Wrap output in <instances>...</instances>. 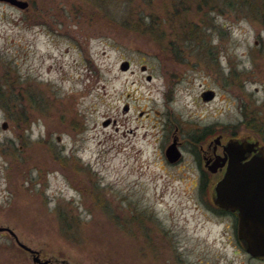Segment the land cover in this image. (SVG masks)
<instances>
[{
    "label": "rangeland",
    "instance_id": "1",
    "mask_svg": "<svg viewBox=\"0 0 264 264\" xmlns=\"http://www.w3.org/2000/svg\"><path fill=\"white\" fill-rule=\"evenodd\" d=\"M23 1L0 2V226L51 263L264 264L201 153L264 148V0ZM0 264L33 263L2 232Z\"/></svg>",
    "mask_w": 264,
    "mask_h": 264
},
{
    "label": "water",
    "instance_id": "2",
    "mask_svg": "<svg viewBox=\"0 0 264 264\" xmlns=\"http://www.w3.org/2000/svg\"><path fill=\"white\" fill-rule=\"evenodd\" d=\"M20 10H25L28 3L23 0H0ZM127 71L130 64L123 61L119 66ZM145 71V67H141ZM149 79V77H148ZM214 92L206 90L201 94L204 102L214 99ZM106 121L103 125H107ZM6 128V124H2ZM219 143V138L215 140ZM223 156H218L206 167L209 173H216L225 167L222 177L213 187L212 203L223 211L235 213L237 220L236 237L246 254L251 258H264V148L257 140L229 139L223 145ZM168 163H176L181 153L174 138L164 151ZM8 233L16 245L28 252L33 264H58L41 260L38 252L21 243L16 234L8 227L0 226V233Z\"/></svg>",
    "mask_w": 264,
    "mask_h": 264
},
{
    "label": "trees",
    "instance_id": "3",
    "mask_svg": "<svg viewBox=\"0 0 264 264\" xmlns=\"http://www.w3.org/2000/svg\"><path fill=\"white\" fill-rule=\"evenodd\" d=\"M166 1H170V3H171L173 6H175L176 8H178L177 5H183V4L186 3V0H166ZM215 1H216V4H219V3H217V1H223L224 4L227 3L228 6H230V7L233 8L234 10H236V7H237L236 4H238V5L241 7V9H243V10H245V11H248V10H250L251 8L254 9V10H256V8H254V5L252 4V2L255 1V0H252V1L248 0L249 2H247L246 0H215ZM176 4H177V5H176ZM205 9H207V12H208V8L205 7ZM178 12H179V11H178ZM178 12H177L176 16L178 15ZM211 12H214V10H210V13H211ZM180 13L182 14L183 12L180 11ZM181 14L178 15V16H179L178 21H180L182 18H184V15H181ZM176 23H177V22H176ZM151 25H155V22L153 21V23H152ZM151 25L148 27V29H153L151 32H155V31H154V28H153ZM192 26H193L192 28H190V27H182V28H181V30H183V31L185 32L184 39L186 38L187 29L190 28V29H189V34H194V32L201 30V28L196 27V26H197L196 23H192ZM208 29H209V28H208ZM203 30H204V29H203ZM190 40H191V39H190ZM186 41H189V40L187 39ZM170 44H171V43H170ZM0 96H1V95H0Z\"/></svg>",
    "mask_w": 264,
    "mask_h": 264
},
{
    "label": "flooded vegetation",
    "instance_id": "4",
    "mask_svg": "<svg viewBox=\"0 0 264 264\" xmlns=\"http://www.w3.org/2000/svg\"><path fill=\"white\" fill-rule=\"evenodd\" d=\"M201 153H202V160L204 161V166L203 167L206 168V170H207L206 163L208 165H210V164H212V162L215 160L216 157L224 155L223 154L224 153L223 152V145H221L220 142H219L215 146L211 147L210 151L207 152V150H204V151L201 150ZM225 167H226V165H224L223 167L217 169L215 174H220L221 175L219 177V179L222 177V175H223V173L225 171ZM203 175H205V174H203ZM229 213H231V212H229Z\"/></svg>",
    "mask_w": 264,
    "mask_h": 264
}]
</instances>
